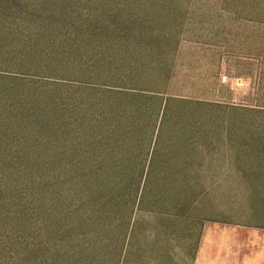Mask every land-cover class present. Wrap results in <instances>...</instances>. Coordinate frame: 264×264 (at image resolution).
Segmentation results:
<instances>
[{
    "label": "rangeland",
    "instance_id": "1",
    "mask_svg": "<svg viewBox=\"0 0 264 264\" xmlns=\"http://www.w3.org/2000/svg\"><path fill=\"white\" fill-rule=\"evenodd\" d=\"M47 2L0 7V264L63 240L59 175L69 180L74 132L130 107L131 92L158 99L141 130L149 157L159 140L151 185L130 228L87 237L102 241L97 264H180L213 172L235 156L264 164L229 144L248 121L264 129V110L244 107L264 105V0H58L55 14H31ZM253 204L264 227V202Z\"/></svg>",
    "mask_w": 264,
    "mask_h": 264
},
{
    "label": "trees",
    "instance_id": "2",
    "mask_svg": "<svg viewBox=\"0 0 264 264\" xmlns=\"http://www.w3.org/2000/svg\"><path fill=\"white\" fill-rule=\"evenodd\" d=\"M57 1L48 0L45 6L30 12L33 16H42L47 9L55 14L60 11L59 4H53ZM9 2L20 8L19 0H0V7L9 9ZM124 95L130 100V107L117 104L74 132L69 180H66L65 167L60 168L59 175L62 180L58 204L62 213L56 215V223L63 240L53 246L31 249L36 251V258L7 264H97L106 258L97 247L102 241L87 235L130 228L137 202H142L151 185V170L156 162L159 140L155 141L149 157L145 154L141 130L142 123L157 106L153 101L158 99L133 92ZM158 103L159 112L163 102ZM147 162L149 172L144 177ZM177 170L186 176L185 166L181 164ZM64 232L74 244H63L67 240Z\"/></svg>",
    "mask_w": 264,
    "mask_h": 264
},
{
    "label": "crops",
    "instance_id": "3",
    "mask_svg": "<svg viewBox=\"0 0 264 264\" xmlns=\"http://www.w3.org/2000/svg\"><path fill=\"white\" fill-rule=\"evenodd\" d=\"M244 107L264 110V105ZM247 123V129L229 136V144L248 153L255 151L258 160L264 159V124L252 130V122ZM249 157L242 164L240 156H235L232 163L213 172L209 187L202 193L210 209L196 228V240L187 244L192 252L180 264H264V227L253 222L257 213L253 203L264 202V164L253 166ZM199 201L197 198L196 203ZM237 201L239 209L234 205Z\"/></svg>",
    "mask_w": 264,
    "mask_h": 264
},
{
    "label": "built area",
    "instance_id": "4",
    "mask_svg": "<svg viewBox=\"0 0 264 264\" xmlns=\"http://www.w3.org/2000/svg\"><path fill=\"white\" fill-rule=\"evenodd\" d=\"M226 79L225 78H223V81H225Z\"/></svg>",
    "mask_w": 264,
    "mask_h": 264
}]
</instances>
